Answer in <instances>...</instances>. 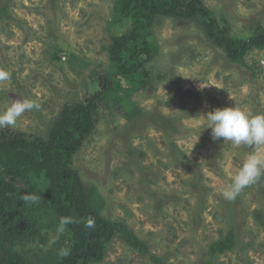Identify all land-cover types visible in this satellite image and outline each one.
<instances>
[{
	"label": "rangeland",
	"instance_id": "1",
	"mask_svg": "<svg viewBox=\"0 0 264 264\" xmlns=\"http://www.w3.org/2000/svg\"><path fill=\"white\" fill-rule=\"evenodd\" d=\"M203 3L239 38L264 28V0ZM112 6L113 0H0V68L12 73L0 82V110L25 98L40 105L7 128L41 136L64 105L97 90L111 38L129 32L127 22L110 25ZM151 34L153 53L141 62L152 77L130 99L141 115L127 121L117 108L100 107L72 167L102 196V215L125 223L159 264H264V220L253 216L264 213V177L235 201L222 196L246 155L264 153V146L213 141L201 117L231 106L264 114V50L248 53L242 67L193 23L160 19ZM229 231L237 248L206 258L208 246ZM99 264L153 263L116 238Z\"/></svg>",
	"mask_w": 264,
	"mask_h": 264
},
{
	"label": "trees",
	"instance_id": "2",
	"mask_svg": "<svg viewBox=\"0 0 264 264\" xmlns=\"http://www.w3.org/2000/svg\"><path fill=\"white\" fill-rule=\"evenodd\" d=\"M160 19L193 23L231 64L243 67L248 53L264 50L263 27L256 25L247 38H239L230 27L220 26L203 0H113L110 25L127 22L129 32L111 38L105 49L109 64L98 76L97 90L81 102L64 105L41 136L0 128V264H99L116 238L159 264L148 244L125 223L102 215V196L80 178L72 160L94 134V116L100 107L117 108L127 121L141 115L130 99L152 77L141 58L153 53L151 31ZM26 193L39 194L40 202L24 204L19 196ZM63 216L73 223L48 247ZM253 216L257 223L264 220V213ZM89 220L94 227L86 226ZM61 247L70 250L68 257L57 256ZM236 248L229 231L208 246L205 257L215 259Z\"/></svg>",
	"mask_w": 264,
	"mask_h": 264
},
{
	"label": "clouds",
	"instance_id": "3",
	"mask_svg": "<svg viewBox=\"0 0 264 264\" xmlns=\"http://www.w3.org/2000/svg\"><path fill=\"white\" fill-rule=\"evenodd\" d=\"M12 73L0 68V82L10 81ZM40 105L32 99H22L9 103L3 110H0V127H15L17 120L27 111L39 109ZM205 122L202 130L210 129L213 141L223 140L231 142L236 146L244 145L250 148L264 146V114H253L239 107L213 108L211 111L201 115ZM201 130V131H202ZM264 177V153L259 151L249 152L244 158L241 166L231 177L230 182L225 186L222 196L226 201H235L241 192L255 184ZM19 199L24 204L39 203V194H22ZM73 223L71 217L63 216L58 219L56 235L47 242L48 247L55 244L59 236L66 231L67 225ZM87 227H94V221L89 220ZM47 251V248L44 249ZM70 250L61 247L57 250L60 259L68 257Z\"/></svg>",
	"mask_w": 264,
	"mask_h": 264
}]
</instances>
